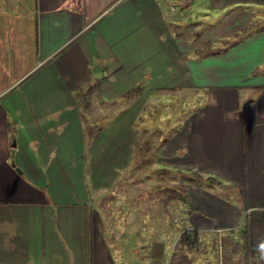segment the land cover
Returning a JSON list of instances; mask_svg holds the SVG:
<instances>
[{"label":"crops","instance_id":"1","mask_svg":"<svg viewBox=\"0 0 264 264\" xmlns=\"http://www.w3.org/2000/svg\"><path fill=\"white\" fill-rule=\"evenodd\" d=\"M217 2L0 0V264H129L105 210L137 167L149 200L154 170L196 177L183 235L264 253V0Z\"/></svg>","mask_w":264,"mask_h":264},{"label":"rangeland","instance_id":"2","mask_svg":"<svg viewBox=\"0 0 264 264\" xmlns=\"http://www.w3.org/2000/svg\"><path fill=\"white\" fill-rule=\"evenodd\" d=\"M173 1L175 2L173 8L178 12L182 11L184 3L190 2V6L183 16L184 21L189 23L203 21L204 18L207 20L219 18L229 9V7L227 9L223 8L224 12L221 13L216 5H209L210 0ZM230 1L232 0H219L217 3L223 6ZM232 5L237 6L240 3L231 4L230 9H234ZM253 24L251 26L257 28L262 25V22ZM235 36H240V33H236ZM221 41L222 43H218L217 46H225L227 39H224L226 42ZM231 41H233V38H230L228 43ZM145 173L147 172L143 167L121 170L118 179L114 183V190L110 188L109 191H115V195L117 198L119 197L121 210H113L112 193L108 195L107 199L110 202V210H105L110 214L108 217L111 218V222L115 216L112 213L115 211L119 214L116 215L121 220L120 222L122 224L126 223V226H121L118 232L124 235L121 238L122 240H129L126 247H121V250L125 251L124 254L129 256L128 261H131L129 264H169L174 251L188 253L192 264H264L262 256L249 255L245 259L239 245L242 241L237 238L228 236L215 239L209 237L210 234L208 233H191V231L182 234L184 227L187 226L185 214L189 206L184 207V209L182 202H177V197L180 196L179 200L185 199L187 191L179 190L178 192L176 190V192H173V188L176 187L175 180L177 177L186 180L195 179L196 177L191 174L178 175L176 172L154 170L153 176L159 180L162 179L163 182L158 181L152 184L154 196L152 199L150 196L149 200L144 195L145 188H148V185L139 180ZM164 186L167 188H164ZM200 197L201 211L205 216H208L209 210H211L209 198L203 193ZM145 208L148 209L145 210ZM189 210H192V208ZM212 212L214 211L212 210ZM128 228H131L130 231ZM110 233L109 230L106 231L107 237L109 234L111 238Z\"/></svg>","mask_w":264,"mask_h":264},{"label":"trees","instance_id":"3","mask_svg":"<svg viewBox=\"0 0 264 264\" xmlns=\"http://www.w3.org/2000/svg\"><path fill=\"white\" fill-rule=\"evenodd\" d=\"M205 47H210L212 46V43L209 41H204L203 42ZM245 233V231H244ZM244 236H242L244 239L242 241L240 245L241 251L244 253V257L245 259L248 258V256H262L264 258V253H260L256 248H253L251 246H249L247 240H246V234H243ZM217 239V238H215ZM169 264H192L189 254L188 253H181V252H175L172 255V257L169 260Z\"/></svg>","mask_w":264,"mask_h":264}]
</instances>
